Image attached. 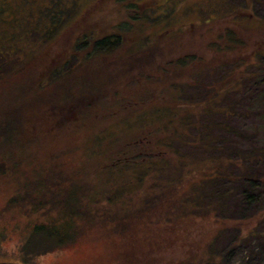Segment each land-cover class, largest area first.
Here are the masks:
<instances>
[{"label": "trees", "instance_id": "obj_1", "mask_svg": "<svg viewBox=\"0 0 264 264\" xmlns=\"http://www.w3.org/2000/svg\"><path fill=\"white\" fill-rule=\"evenodd\" d=\"M11 13L16 10L2 9L0 16L9 19ZM5 21H0V45L4 35H12L6 30L16 29ZM125 30L121 25L118 33L103 38L97 31L92 35L85 31L75 44L57 52L54 47L43 52L27 45L24 53L16 50L24 57L9 58L0 50V184L12 185L6 208L18 212L23 229L20 256L12 261L34 264L85 234L77 216L91 212L67 206L73 205L64 200L73 178L59 172L76 169L69 161L77 155L74 143L89 136L96 139L90 150L108 158L104 166L109 185L118 186L103 193L110 208L103 214L121 211L120 218L108 221L114 246L125 249L117 256L123 264H165V255L173 250L185 259L179 264H224L220 243L227 232L203 243L196 222L210 219L223 228L255 222L253 232L264 225V145L243 151L220 138L240 136L225 120L234 108L223 107L231 103L230 96L252 90L264 107V55L244 60L243 44L228 35L227 52H214L238 54L239 64L234 60L229 64L239 69L212 82L216 85L208 91L206 83L225 65L212 69L194 56L172 62L171 49L163 50L160 44L152 55L123 51ZM95 51L107 55L91 57ZM4 56L11 62L2 60ZM159 104L166 105L154 111L160 123L147 131L124 136L99 133L107 121L126 120ZM100 142L107 143L105 152ZM158 160L162 162L156 164ZM115 169L119 172H110ZM117 198L125 204L111 202ZM87 199L88 194L80 197V204L89 206ZM240 201L247 207L257 205L259 213L244 218Z\"/></svg>", "mask_w": 264, "mask_h": 264}, {"label": "rangeland", "instance_id": "obj_2", "mask_svg": "<svg viewBox=\"0 0 264 264\" xmlns=\"http://www.w3.org/2000/svg\"><path fill=\"white\" fill-rule=\"evenodd\" d=\"M131 5L139 6V10H134ZM2 9H10L11 12L16 10L15 14L11 13L12 18L0 16V21L4 18L6 24L16 27L15 30H6L12 35H4L0 45V50H4L9 58L15 55L24 57L23 54H17L16 50L23 49L24 53L27 45L40 47V51L43 52L49 47H54L57 52L65 49L67 45L75 44L76 37L78 38V35L85 31L90 35L97 31V35L103 38L118 33V27L125 25L128 30L121 33V37L125 39L123 51L125 49L128 52L148 51L152 55L150 52H156L160 44V47L164 46L163 50L171 49L172 54L168 56L174 58H168L172 59V62L183 57L194 56L197 61L201 60L200 62L212 69H219L224 67L221 65H225L226 69L214 72V77L206 83L209 89L207 90L210 91L216 85L212 82H221L223 77L226 79L239 69L236 65L234 71L229 64L233 60L239 64L238 54H235V57L230 54L229 57L214 52H217V49L223 53L227 52L226 41L230 37L228 35L231 34L234 39L243 44V48L246 49L244 60H248L250 56L254 58L259 54L264 55V0H0V11ZM60 25L61 29H58ZM233 43L236 44L235 41ZM103 55H107V52L95 51L91 57ZM1 58L7 63L11 62L5 56ZM249 84L247 82L246 85ZM242 90V94L235 93L229 97L231 103L223 105L227 108L230 105L234 107L230 112L228 110L225 120L235 131L237 130L240 136L225 134L220 138L230 141L240 150L249 151L253 147L264 145V107L255 101L252 90L246 93L244 89L240 92ZM162 106L166 105L150 107L143 114L131 115L125 118L126 120L107 121L100 128L99 133L108 136H124L134 130L147 131L152 128V125L160 123L155 118L154 111ZM227 108H225L226 111ZM226 111H224L225 115ZM95 142L96 139L91 136L75 142L73 149L77 155L71 156L69 161L76 169L67 171L68 175L59 172L73 178L64 197L66 203L70 202L73 205L67 206L75 211L88 209L91 212L86 216H77L85 226V234L77 240L71 239L70 242L73 245L35 259L34 264L124 263L118 260L117 256L125 249L121 250L114 246L116 244L114 240L111 241L109 232L111 224L108 221L111 217L112 219L120 218L121 211L114 210V215L103 214L110 209L107 206L108 199L105 200L103 193L110 194L116 191L118 186L109 185L107 181L108 171L104 165L108 158L103 157L101 151L99 155H96L90 150ZM106 144L100 142L103 146L100 150L103 152H105ZM112 146L115 147V144L113 143ZM160 162L162 161L158 160L155 163ZM110 172L118 173L119 170ZM6 185L0 184V241L2 243L0 263H17L12 260L20 256L18 255L20 249L18 239L23 229L22 225L19 227V221H17L18 212L12 208H6V201L10 196L12 197L13 193L10 188L12 185ZM8 194H10L9 198ZM86 194L89 200L87 207L79 201V198ZM95 199L98 200L97 203H93ZM128 200L137 201L131 197H128ZM111 202L118 206L125 204V201L120 198ZM240 203L242 208L240 211L246 213L244 218H251L259 213L260 209L257 205L247 207L242 205L243 202L240 201ZM97 206L99 212L94 209ZM240 211L236 214L239 221L242 219ZM254 224L255 222L240 221L223 228L218 222L206 219L203 222H196L197 237L204 241L203 243L205 241L207 243L210 238L216 239L221 232L225 231L227 233L220 243L221 250L224 252V264H264V225L253 232ZM172 252L174 253L165 255V264H179L185 260L177 256L178 250ZM123 259L125 260L126 256Z\"/></svg>", "mask_w": 264, "mask_h": 264}, {"label": "water", "instance_id": "obj_3", "mask_svg": "<svg viewBox=\"0 0 264 264\" xmlns=\"http://www.w3.org/2000/svg\"><path fill=\"white\" fill-rule=\"evenodd\" d=\"M0 264H20V263H14V262L13 263H11V262H9V263L7 262L6 263V262H3V263H0Z\"/></svg>", "mask_w": 264, "mask_h": 264}, {"label": "flooded vegetation", "instance_id": "obj_4", "mask_svg": "<svg viewBox=\"0 0 264 264\" xmlns=\"http://www.w3.org/2000/svg\"><path fill=\"white\" fill-rule=\"evenodd\" d=\"M236 24H239L238 22H235Z\"/></svg>", "mask_w": 264, "mask_h": 264}]
</instances>
